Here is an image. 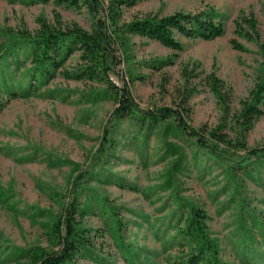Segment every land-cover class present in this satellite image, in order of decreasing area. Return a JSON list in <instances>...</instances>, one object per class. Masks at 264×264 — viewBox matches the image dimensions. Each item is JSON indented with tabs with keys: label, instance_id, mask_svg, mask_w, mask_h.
I'll list each match as a JSON object with an SVG mask.
<instances>
[{
	"label": "rangeland",
	"instance_id": "374dc122",
	"mask_svg": "<svg viewBox=\"0 0 264 264\" xmlns=\"http://www.w3.org/2000/svg\"><path fill=\"white\" fill-rule=\"evenodd\" d=\"M209 11L225 28L214 40L178 37L181 48L174 51L133 37L130 67L140 78L130 89L142 108L172 107L191 91L187 122L213 129L225 121L223 132L234 141L231 119L256 83L264 81V0H142L123 18ZM40 20L63 28L77 24L90 30L92 25L83 6L0 0V52L23 31L34 35ZM231 41L244 50L234 49ZM76 61L77 54L27 97L3 100L0 264H23L21 252L56 250L51 225L73 200L85 211L82 226L92 248L71 264H166L179 254V238L166 242L185 218L186 203L205 210L222 264H264V162L234 167L232 161L244 159L245 151L220 147L218 164L185 139L170 137L185 151L181 170L170 175L175 157L166 154L160 131L127 121L111 130L114 102L95 97V85L63 77ZM24 70L10 67L11 81L22 87ZM184 71L198 77L186 84ZM210 73L232 90L226 120L204 84ZM261 108L262 116L243 139L248 149L264 144V103Z\"/></svg>",
	"mask_w": 264,
	"mask_h": 264
},
{
	"label": "trees",
	"instance_id": "16d2710c",
	"mask_svg": "<svg viewBox=\"0 0 264 264\" xmlns=\"http://www.w3.org/2000/svg\"><path fill=\"white\" fill-rule=\"evenodd\" d=\"M140 1L142 0H60V4L65 3L74 8L85 7L92 20L90 30L77 24L57 27L40 20V28L34 35L23 31L16 43H10L7 48L2 49L0 111L4 106V99L27 97L36 84L46 83L57 70L63 71L67 60L77 54L74 67L71 71L62 73L63 77L95 85V97H105L114 102L115 107L108 121L111 130L123 121L132 122L139 129H158L163 137L166 154L175 157L170 175L180 171L185 160L184 149L168 141L170 137L185 139L206 152L218 164L221 158L220 147L245 151L244 159L232 161L234 167H243L249 162H264V144L248 149L243 141L253 124L262 116L264 81L256 83L248 98L241 101L240 108L233 115L231 122L234 123L233 130L236 132L234 141L223 132L225 121L213 129H196L187 122L190 113L187 102L191 91H184L179 103L172 107L142 108L136 102L130 89V85L140 78L130 67L133 37L156 41L161 46L176 51L181 48L178 37L209 41L223 36L225 31L222 19L212 11L197 14H145L124 19L125 11ZM231 45L236 50H244L234 41H231ZM12 65L18 71L25 68L23 76L27 81L24 87L20 82L11 81ZM191 76L198 77L184 71L186 84L192 79ZM203 81L218 99L226 120L230 114L231 88L214 73L206 75ZM225 161L227 162L226 158ZM184 208L187 210L185 218L176 229L173 239L166 242L171 244L179 238V254L168 258L166 264H222L218 242L208 231L205 210L192 203L184 204ZM84 212L79 210L77 200L65 206L51 225V240L57 249L47 251L37 248L21 252L17 255L24 260L23 264H71L75 256L90 251V237L82 226ZM132 259L131 257L129 261Z\"/></svg>",
	"mask_w": 264,
	"mask_h": 264
}]
</instances>
